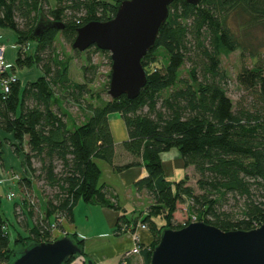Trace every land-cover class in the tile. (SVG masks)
Returning a JSON list of instances; mask_svg holds the SVG:
<instances>
[{
  "label": "trees",
  "instance_id": "trees-1",
  "mask_svg": "<svg viewBox=\"0 0 264 264\" xmlns=\"http://www.w3.org/2000/svg\"><path fill=\"white\" fill-rule=\"evenodd\" d=\"M47 1L0 0V28L13 31L17 46L9 70L35 64L42 71L23 87L17 78L7 93L0 88V130L11 137H0V161L8 143L14 154L22 155L31 175L18 179L22 197L14 203L25 233L10 224L0 207V264L12 261L20 252L17 247L23 250L57 239L54 229L64 231L62 221H73L79 201L119 211L116 235L121 224L130 231L138 223L147 226L151 241L140 244L137 260L129 255L121 264H149L161 231L184 226L173 221L180 203H186L189 218L222 230H250L264 224V52L248 46L231 27L232 21H241L242 35L264 28V0H198L196 4L173 0L154 48L141 59L147 80L138 96L106 100L89 87L98 66L88 57L89 63L82 66L83 81L72 80L67 60L58 58L55 40L60 34L72 44L79 26L112 18L121 0H54L53 7L45 10ZM40 16L61 21L63 29L34 35ZM90 50L104 53L111 66L107 51L92 46L85 52ZM236 50L242 59L247 52L251 63L243 64L235 77L242 93L233 100L221 56ZM108 85L109 81L105 92ZM72 102L83 110L80 123L67 112L66 104ZM112 113L121 116L127 130L120 143V149L132 157L127 162L115 161ZM172 149L195 173L194 187L187 174L178 180L165 175L161 154ZM98 161L114 172L143 164L146 174L133 187L151 200L144 213L129 217L116 203L112 187L100 181ZM33 178L55 190L51 195L40 191L43 210L33 191ZM230 200L240 204L239 212L223 207ZM64 235L81 249L65 264H87L83 241L75 232Z\"/></svg>",
  "mask_w": 264,
  "mask_h": 264
},
{
  "label": "water",
  "instance_id": "water-1",
  "mask_svg": "<svg viewBox=\"0 0 264 264\" xmlns=\"http://www.w3.org/2000/svg\"><path fill=\"white\" fill-rule=\"evenodd\" d=\"M172 1L121 0L112 18L92 20L76 29L72 49L82 52L94 46L109 52L110 98L126 95L133 99L140 93L147 80L141 59L154 48ZM63 27L61 21L40 16L33 33ZM16 249L20 252L7 264H65L70 256L81 252L67 235ZM87 264L96 263L89 259ZM149 264H264V224L250 230H222L204 221H194L178 229L164 228Z\"/></svg>",
  "mask_w": 264,
  "mask_h": 264
},
{
  "label": "rangeland",
  "instance_id": "rangeland-1",
  "mask_svg": "<svg viewBox=\"0 0 264 264\" xmlns=\"http://www.w3.org/2000/svg\"><path fill=\"white\" fill-rule=\"evenodd\" d=\"M53 5L54 0H48L44 5V9L47 10L53 7ZM239 22L241 23V21ZM239 22L232 21L231 23V27L233 30L236 31V34L239 36H243L242 39L248 44V46H254L257 48V50L264 52V28H253L251 31H249V33L242 35V32L244 33V31L239 30ZM0 43L5 46L4 61L6 63L14 65V59L17 53V46L15 45V34L13 33V31L7 28H0ZM32 45L33 44L31 43V47ZM55 48L56 53H58V58L60 60H67L69 76L74 81H83L82 66L88 64L89 60L90 63L96 64L98 67L95 80L91 85H89V87L95 92L100 91L102 100H106L109 98V95L107 94V92L104 91V88H106L107 82L109 81L108 74H110L111 66L108 57L104 53L95 50H90L89 53H86L85 50L82 52H77L76 50L72 49L71 44L63 40L62 35L60 34L55 40ZM88 57H90L89 60L87 59ZM250 63L251 61L249 59V54L246 52L245 58L242 59L240 55V50L233 51L227 56H221V69L227 76L226 88L228 90V94L233 100H236L242 93L240 87L236 83L235 77L240 71L243 64L249 65ZM182 72L184 74L185 67L183 68ZM9 73L12 77H15V80L18 78L21 87H23L28 81H34L39 75H41L42 71L37 65L34 64L32 66H26L23 68L15 67L14 71L9 70ZM66 109L69 114V117L73 119L76 123H80L83 120V110H81L73 102L70 104H66ZM0 134H2L0 137L3 138L4 133L0 131ZM2 150V157L4 160L5 168L2 169V165H0V179L2 180H0V207L4 212V215L8 218L10 224L14 225L15 228L21 233H25L24 231H22L24 230V228L20 223H18L17 218L14 214V203L21 202L22 197L21 190L17 184L18 181L15 180L17 178L19 179L20 177H22L23 174H27L28 176L31 175L29 172H26L27 170L23 166V157L21 154L15 155L11 153L10 146L8 143H4ZM172 150H174L172 152L179 154L176 149ZM33 163L36 168L39 167V163L37 161H34ZM57 166V170H59L60 165L57 164ZM166 171L170 173V168L168 166H166ZM172 171L174 174L169 175L171 180H178L185 175L182 168L177 169L176 167H172ZM186 172L189 177L190 184L194 187L195 173H193L191 167L187 168ZM41 190L44 192V194L47 195H51L55 192L54 189L44 185L42 180H36L35 178H33V191L38 200L40 209L43 210L45 206V198L41 194ZM10 193L14 194V196L11 198L8 197ZM223 207L227 210H233L237 213L239 212L240 204H236L235 202L230 200ZM236 216H239V214H236ZM74 220V226L76 227V231L84 234L86 238H92L98 233H100V236L109 235V231H107V223L100 207L92 206L88 203H85L84 201H79L74 210ZM173 221L180 222L182 223V225L186 224L187 221H195L193 217H188V214L186 212V203L178 204L177 211L174 213ZM141 225L144 224L138 223V225L135 227L136 229L134 231H130L129 226L121 224L119 225V229L116 230L117 234L128 235L131 241L130 247L122 252L119 264H121L123 257L129 255L130 252L131 254H133L134 259L137 260L139 258L138 254L132 253V246L134 242V232H136L135 234L139 238V244H141L143 242L142 232L148 231V229H142ZM64 233L66 232L54 229L53 237L60 238L64 235Z\"/></svg>",
  "mask_w": 264,
  "mask_h": 264
},
{
  "label": "crops",
  "instance_id": "crops-1",
  "mask_svg": "<svg viewBox=\"0 0 264 264\" xmlns=\"http://www.w3.org/2000/svg\"><path fill=\"white\" fill-rule=\"evenodd\" d=\"M109 125L117 149L115 161L118 163H123L131 160L132 157L128 153L120 149L121 141L127 137V130L121 116L117 113L110 114ZM1 135L2 134H0V136ZM8 135L9 134L4 133L3 137H8L9 139H11L10 135ZM10 151L11 153H13L11 149ZM172 151L174 150H169L161 154L164 173L169 179V175L174 174L172 171V167H176L177 169L182 168L184 174H187V169L184 167L183 161L180 158L179 154ZM1 161L2 163H0V165H2V169H4L5 164L3 157ZM98 165L101 169L100 181L105 182L106 185L112 187V190L116 195V203L123 210H125L127 215L129 217H132V215L137 216L138 214L144 213V210H146L148 205L151 203V200L145 191H137L133 187V183L146 174V170L143 164L124 169L120 172H114L108 164L102 161H99ZM166 166L170 168V173L166 171ZM15 181H18V178ZM76 206L73 209V221H62L64 232L69 234L75 232L78 238L83 241L82 246L84 252L96 264H119L122 252L128 249L131 245V241L128 235L114 234L113 230L118 220L119 211L101 205H92L100 207V209L102 210L107 223V231H109V235L100 236V233H98L92 238H86L84 234L76 231V227L74 226V210ZM151 239L152 237L149 231L142 232L143 244H148Z\"/></svg>",
  "mask_w": 264,
  "mask_h": 264
},
{
  "label": "built area",
  "instance_id": "built-area-1",
  "mask_svg": "<svg viewBox=\"0 0 264 264\" xmlns=\"http://www.w3.org/2000/svg\"><path fill=\"white\" fill-rule=\"evenodd\" d=\"M4 48H5V46L0 43V75H1L0 84H1L2 91L4 93H7L9 91V84L11 82L15 81V77H12L11 74H9L10 64H8L4 61V51H5ZM8 196H9V198H11L14 196V194L10 193ZM185 225H187V224H184V226ZM141 228L147 229V226L144 224V225H141ZM135 233L136 232L133 233L134 234V236H133L134 242H133V246H132V253L139 255V253H140L139 238ZM129 255H133V254H131V252H130ZM129 255H126V256H129Z\"/></svg>",
  "mask_w": 264,
  "mask_h": 264
}]
</instances>
